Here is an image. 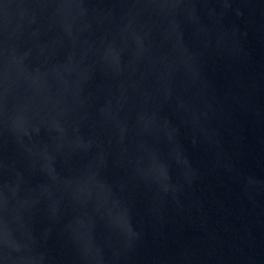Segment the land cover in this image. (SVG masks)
I'll return each instance as SVG.
<instances>
[{
	"label": "water",
	"instance_id": "95a60500",
	"mask_svg": "<svg viewBox=\"0 0 264 264\" xmlns=\"http://www.w3.org/2000/svg\"><path fill=\"white\" fill-rule=\"evenodd\" d=\"M0 264H264V0H0Z\"/></svg>",
	"mask_w": 264,
	"mask_h": 264
}]
</instances>
